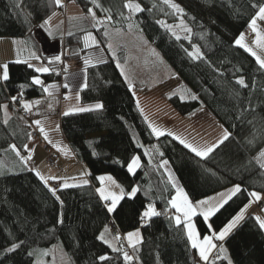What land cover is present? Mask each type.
Returning <instances> with one entry per match:
<instances>
[{"label": "trees", "instance_id": "16d2710c", "mask_svg": "<svg viewBox=\"0 0 264 264\" xmlns=\"http://www.w3.org/2000/svg\"><path fill=\"white\" fill-rule=\"evenodd\" d=\"M171 1L183 9V15L163 0H132L144 10L134 14L131 21L190 91L189 99L169 95L171 107L186 117L205 108L227 130L228 139L202 158L168 134L155 136L117 67L116 61L123 63L126 59L125 49L119 47L117 58H113L103 28L88 29L95 38L89 48L83 47L85 32L69 35L63 31L62 75L58 71L60 61H56L52 71L44 75L45 80L62 83L66 72L82 70L85 85L79 92L80 103L103 104L101 110L60 117L62 135L76 160L90 173L89 183L59 187L57 200L35 172L12 166L10 145H16L24 154L30 129L9 100L18 95L22 101L38 98L43 91L27 78L0 83V264H33V256L29 255L32 249L54 246L66 252L68 264H126L122 254L98 239L110 221L124 234L134 230L141 233L142 242L135 251L131 248L136 258V263L131 264H197L183 227L177 228L170 219L168 201L175 190L160 167L159 162L164 160L192 202L236 185L241 188L208 223L200 215L194 218L202 237L219 232L249 203V193L264 196V169L256 160L264 150V69L251 54L234 44L258 11L253 5L264 4V0ZM65 2L74 3L84 12L91 8L98 17L111 16V27L128 29L125 0H97L100 7L92 0ZM59 10L63 6L57 7L54 0H0V38L29 36ZM179 18L191 32L177 40L159 22L171 25ZM195 48L202 59L188 55ZM86 59H90L89 64H85ZM69 60L76 66L68 65ZM241 78L247 87L236 83ZM14 102L20 104L16 99ZM3 105H7L6 111ZM135 156L140 166L131 174L127 166ZM102 175H111L126 193L133 187L138 191L134 197L126 195L109 213L107 202L96 192L97 177ZM149 204L162 214L142 222ZM14 244L19 247L9 251ZM221 245L232 264H264V231L253 215L245 218ZM101 255L110 259L101 262ZM215 264L228 262L218 259Z\"/></svg>", "mask_w": 264, "mask_h": 264}, {"label": "crops", "instance_id": "0c3cea01", "mask_svg": "<svg viewBox=\"0 0 264 264\" xmlns=\"http://www.w3.org/2000/svg\"><path fill=\"white\" fill-rule=\"evenodd\" d=\"M61 2L63 5V10H59L55 12L54 16L51 15L50 20L49 18H47L46 20H49V23L46 24L43 28L41 27L36 28L31 35L24 36L21 38H0V66L4 64L8 65L9 79L7 81L12 80V79H17V78H27L28 80L32 81L33 77H37L42 81V84L36 85V86L41 88L42 91L44 87H48L53 84L57 86L56 88H50L51 94L45 93L43 91V95L41 97L23 101V103L33 104L32 109L30 111H27L29 114V119L31 120L32 124L38 129L39 127L34 123V121L36 120L41 121V126L44 128L45 134L48 137V139L47 140L45 139V140L58 155L56 158L55 164L53 166H49L46 160L44 161L45 163L44 162L42 163L39 160V158L44 156L45 153L42 151L41 146L38 143L32 141L31 139H29L27 144L25 145L27 146V150L25 148V153L22 154V156H25V157L29 155H31L32 157L30 160L27 161V166L25 167L21 165L19 159L15 156V154L12 151L9 154L11 157L10 158L11 161L9 160V162H14L12 166H14V168H17L19 170L31 169V171L33 172L39 171L45 178L57 177L58 178L57 180L49 179L48 184L51 186L53 182H57L59 183L60 188H63L62 185L64 182H67L69 184H79L82 180L84 179L87 180V176L81 175L84 172H88L86 167L83 164H80L79 162H77L70 147L66 143L62 135L61 129H60L61 115H63L65 112H69V113L76 112V111H72V109L80 107L81 103L79 99H77V97H79V92L85 85V73L82 70H70L66 72V74L64 75L62 83L60 81L59 82L58 81L47 82L44 78V75L48 73H37L34 70V68L43 66V67H49L51 69L53 65L52 63L56 62L55 57H57L60 52L61 33L63 31L66 32V34L82 31V32H85L84 36H86L87 34H89L88 29H90V27L91 28L93 27L94 21L92 20V17L89 15L88 12H84L79 6L75 5L74 3L65 2V0H61ZM96 18L101 21H104V23L101 25H97L96 27H93V28L95 29L103 28L104 32H107L106 36L108 38V47H109L110 41L115 38V36L117 35L116 32L119 29L111 27L108 24L109 20L106 18H102L98 16H96ZM49 33H51V35ZM91 35L94 38L92 33ZM89 43L91 44V41ZM93 45L94 44H92L91 46ZM83 47L89 48V47H85L84 37H83ZM18 53H19V56L17 55ZM32 53H34L37 57H39V59H30V56ZM18 58L21 60L27 59L29 63H31L34 67L30 68L28 67V64L26 63H16L15 61ZM86 60H90V59H86ZM49 61H53V62L49 64ZM126 62H127V57L122 64L124 63L126 64ZM68 65L76 66V63L75 61L69 60ZM2 71L3 69L0 68V75H2ZM7 81L0 80V83L5 84ZM65 85H67V87H65ZM162 85L163 87L164 85L165 86L167 85L166 86V91L168 90L167 92L169 91L173 92L179 89L181 90L185 89V86L183 85L181 80L174 74L171 75L169 80L168 79L164 80ZM141 90L145 91L146 89L142 87ZM135 101H136V104L138 105L136 99ZM138 108L143 114L147 124L148 125L151 124L147 112L142 110L140 106ZM187 117L188 119H192L193 117L196 118L195 120L192 121L191 126L189 125L187 126L185 122L184 123L180 122L177 125H175L174 126L175 128L172 130L174 131L172 132L173 134L172 137H178L175 139H177L179 142L181 139L183 140L186 139L187 143H194V142L198 143L199 140L195 141V138H197L196 137L197 132L195 134L196 129H200L201 127H204V124L207 122L210 123L211 120L214 123V125L212 126V124L210 123L208 127L216 128L219 131V133L222 135V137H223L224 132L227 131L217 120H215L213 117L209 115V113L207 112L205 108H201L197 112ZM54 145L59 146L62 150L58 151L57 147H54ZM162 162L163 161L159 162L160 165L162 164ZM161 169L163 170L164 174L166 175L168 181L171 183L172 186L173 184L169 180V174H171V176L174 178L175 183L180 188H182L169 164H167L164 167H161ZM173 188L175 192L173 196L171 197V199L176 195V188L175 187ZM225 190L219 193H222ZM218 194L212 197H217V199H219ZM251 201L252 202L250 203L249 207L245 211L244 219L250 215H253L254 217L261 216L260 218L264 219V196L260 195V199L258 201H256L254 198H252ZM261 202L263 203L262 207L259 206ZM169 210L171 213V217L174 215H178V213L175 212V209L171 208L170 205H169ZM198 215L199 214H197L196 216ZM196 216L192 218V223L194 225H195L194 218ZM243 220H241L237 224V226ZM208 222L209 221H207L206 223ZM181 226L184 229L183 224ZM134 231H137V230H134ZM212 233L213 232H211L208 235H211ZM215 233H218V232H215ZM185 235H186V232H185ZM112 237L113 236L110 233V234H107L106 238L111 240ZM203 237L200 236L201 239H203ZM214 242L218 246H220L224 241H214ZM191 249L195 252L196 258L199 259V261L202 264H204V262L201 261L199 258L198 250L193 249V248ZM210 260H211V257H210Z\"/></svg>", "mask_w": 264, "mask_h": 264}, {"label": "snow or ice", "instance_id": "6c2138e0", "mask_svg": "<svg viewBox=\"0 0 264 264\" xmlns=\"http://www.w3.org/2000/svg\"><path fill=\"white\" fill-rule=\"evenodd\" d=\"M165 4H167L169 7H171L175 12L183 13V9H181L178 5L174 4L171 2V0H163ZM54 3L57 7H62V2L61 0H54ZM92 3L96 5V7H100V5L97 3V0H92ZM19 5H17L18 7ZM253 7H258V11L256 14L253 16V18L249 22V28L252 29L253 32L256 33V39L254 41V44L256 47L260 50L261 53H264V34H262L258 29H257V20H264V4H261L259 6L253 5ZM123 8L128 10L129 15L126 17L129 21H131L132 16L135 13L141 12L144 9L140 6L138 3L132 2V0H125L123 3ZM110 11V10H107ZM89 15L92 17V20L94 21L93 27H96L97 25H101L104 23V21H101L96 18L95 12L89 8L88 9ZM55 15V12H53V16ZM123 15V13H121ZM51 17H49V20ZM107 19L110 21L112 19L111 16H108ZM49 20H45L44 24H41L40 27L43 28L46 24L49 23ZM162 24V26L167 27L166 25H163V22H159ZM181 25L183 26V30L185 32H191V29L187 28V26L183 25V21H181ZM129 29L133 27L131 23H129ZM171 30V29H169ZM51 35V33H49ZM71 35V33H69ZM105 35H107V32H105ZM173 35L177 40L180 39V36L177 35L175 32H173ZM91 41V44L89 43ZM244 41V34H241L239 38L235 41V44L244 48L245 51L249 52L253 57H255L257 64H259L261 69H264V58L261 57V55H258L253 48L249 47L247 44L243 43ZM15 43V42H14ZM84 43L85 47H89L92 44H95V40L92 37L91 33L87 34L84 36ZM109 48L111 49V45H109ZM19 56V53L17 54ZM188 55L192 57L193 59H202V55L199 53V49L197 48L195 52H189ZM30 59H39L34 53L31 54ZM60 57L57 56L55 57V61H60ZM16 63H26L28 64V67L33 68L34 66L29 63V61L26 60H21L17 59L15 61ZM53 61H49V64H51ZM90 60H85V64H89ZM117 67H120L119 64H117ZM0 68L3 69L2 75H0V80L7 81L9 79V71H8V65L4 64L0 66ZM34 70L37 73H49L52 71L49 67H35ZM121 75L125 76V79L127 80L128 77L125 74L124 70L121 69ZM32 84L34 85H41L42 81L37 78L33 77ZM236 83L240 86L247 87L245 84V81L241 78L236 81ZM129 89L131 90L133 85L129 83ZM23 87V86H22ZM56 85H50L48 87H44L43 91L45 93H50V88H56ZM67 87V85H65ZM15 97H13V101H15ZM79 99V97H77ZM192 99H196L195 96L192 97ZM38 103V102H37ZM139 107V104L137 105ZM5 111L7 109V105L2 106ZM22 107L26 111H30L33 107V104L30 103H23ZM103 109V104L102 103H96L95 105L91 107H79L72 109V111H77V112H88V111H93V110H101ZM65 115H68L69 112H65ZM7 121H5L6 123ZM34 123L39 127V131L41 132L42 135H44L45 139L47 140L48 137L45 134L44 128L41 126V121L36 120ZM149 127L152 130V133L157 136H163L165 133L155 127L152 124H149ZM168 135H173L172 133H168ZM229 133L227 131L224 132L223 137L218 141L217 145L214 146H208L203 149L197 148L191 144H188L186 141L183 139L180 140L182 144L186 148H189L193 153H195L196 156L205 158L209 155L214 150V147L218 146V144L223 143L224 140L228 139ZM29 138H31V134H29ZM178 138V137H174ZM251 143V141H250ZM54 147H57L58 151H61L62 149L54 145ZM27 150V146H25ZM10 150L15 154V156L19 159L20 164L23 166H27V161L30 160L32 157L31 155L25 157L22 156L20 151L17 149L16 145H10ZM148 153L146 152L145 155ZM160 155H163L160 153ZM256 160L260 163V168L264 169V150H261L259 155L256 157ZM168 164L167 160H164L160 167H164ZM140 166V159L139 157H134L131 162L127 166V171L131 174H135V170ZM2 167V165H0ZM31 170V169H29ZM36 176L39 177V179L44 183L45 187L48 188V191L51 193L53 197H55L57 200H60V197L57 195L58 188H52L48 186V180H57V177H48L45 178L39 171L35 172ZM82 176H87L90 175L88 172H84L81 174ZM97 179L100 182V187L96 189V192L99 195V198L102 201L105 202H110L106 203L105 207H107V211L109 213L113 212L119 202L125 198L126 195L130 197H134L136 192L138 191L137 187H133L131 189L130 193H126L125 189L123 188L122 185H120L111 175L107 176H99ZM169 180L172 182L173 187L176 188V195L168 201L169 205L171 208L175 209V212L178 213V215H174L170 217V219L174 222L175 226L179 228L182 224L184 226V230L187 235V240L190 243L191 248L198 250L199 258L201 261L204 262V264H209L210 262V257H211V264H215V261L218 259H224L227 260L228 264H232V260L227 256V250L222 246H218L214 241H224L225 238L232 232V230L237 226V224L244 219L245 216V211L249 207L250 203L252 202L251 200L249 201V204H246L244 208H242L239 213L234 216L225 227H223L222 230H220L218 233L213 232L211 235H205L203 239L200 238V233L196 230L195 225L192 223V218L196 216L197 214L201 215L204 219L205 222L209 221L210 217L214 216L221 208L224 207L225 204L228 203L229 200L232 199L234 195H236L238 192L241 191V188L239 185L234 186L232 189L228 190L227 192L224 193H219V199L217 197H209L204 200H200L196 203H193L189 197L188 194L180 188L174 181V178L169 174ZM89 181L84 179L82 180L79 184H69L67 182H64L62 187L63 188H68V187H82L88 185ZM112 189H118L119 191H114ZM249 196L254 198L256 201L260 199V195L256 192H251L249 193ZM215 201V202H213ZM162 213L158 212L156 208L152 205L149 204L147 206V210L143 212L141 216V221L144 222L145 220H151L152 217L160 216ZM254 219L257 221L259 228L261 230H264V219H261L259 216L254 217ZM62 222V221H60ZM208 228L211 229V225H208ZM111 230L109 227L105 226L103 231L99 234L98 239L106 244L113 252L120 253L123 256L124 261L126 264H131V261L134 259L132 255H130L127 251L123 250V243L122 239L126 240L127 245L132 248L134 251L137 249V246L142 242V237L141 233L139 230L133 231V232H128L125 237H121L119 233H117L115 236L112 237L111 240H109L107 237V234H110ZM119 245V246H118ZM19 247V244H14L9 251H13L16 248ZM218 251H215L217 250ZM215 252V254H214ZM29 255H33V253H29ZM43 255H47V253H43ZM110 259L106 255H101L99 257V260L101 262L106 261Z\"/></svg>", "mask_w": 264, "mask_h": 264}, {"label": "rangeland", "instance_id": "374dc122", "mask_svg": "<svg viewBox=\"0 0 264 264\" xmlns=\"http://www.w3.org/2000/svg\"><path fill=\"white\" fill-rule=\"evenodd\" d=\"M181 21L182 20L179 18V20L175 24H171V25L165 23L164 21L162 22L163 25H166L168 29H171L170 31L172 32V34L173 32H175L180 37H187L188 32H185L183 30ZM129 23L133 25L131 30L129 29V26L128 29H126L125 31L119 29L116 32L117 35L113 40L110 41L109 45H111L110 53L115 59L117 58V52L119 50V46L120 47L122 46L126 51V57H127L126 64L119 63L118 61H116V64H119L120 65V67H118L119 70L121 71V69H123L125 74L127 75L128 77L127 80L123 75L126 83L128 85L129 83L133 85L131 91L133 92L134 97L137 100V103L142 108V110L147 112L151 124L157 127L158 129L162 130L165 134H168L169 132L170 133L174 132L172 131L175 128L174 126L180 122L183 123L185 122L187 126L188 125L191 126L192 121L195 120L196 118L193 117L192 119H188V117L186 116L179 115L167 101V97H169V95L172 94H178L183 99H189L191 98L190 91L188 90V88L182 90L179 89L173 92L169 91L170 93L167 92L168 90L166 91L167 85L166 86L164 85L163 87L162 84L164 80L166 79L169 80L171 75L174 74L172 68L164 60V58L160 55V53L146 41L142 32L140 30H137V28H135L136 24L132 21H129ZM183 25H185L184 22ZM257 29L262 34H264V20H257ZM241 34H244L243 43L253 48V50H255L258 55H261V57L264 58V53H261L260 50L254 44V41L256 39V33L249 28V24L247 26V30L241 32L234 39V44ZM196 49L197 48H195L191 52H195ZM142 87H144L146 90L142 91L141 90ZM95 104H80V107H91ZM210 123L212 124V126L214 125L212 120ZM210 123L207 122L204 124V127H201L200 129H196L195 134L197 132L196 135L197 138H195V141L199 140L198 143L194 142L188 144H191L201 149L208 146L217 145L218 141L222 138V135L219 133V131L216 128L208 127ZM133 136L135 140H137L136 135L133 134ZM184 141H186V139H184ZM39 160L43 163L46 160V154H44V156L39 158ZM100 186L101 185L99 182L98 187ZM232 188L233 187H230L226 189L224 192H227ZM112 190L117 192L119 191L118 189H112ZM30 252L33 253L32 255L34 259L33 264H68L69 263V258L61 246H54L53 248H49V249L36 248V249H32ZM45 252L47 253V255H43V253Z\"/></svg>", "mask_w": 264, "mask_h": 264}, {"label": "built area", "instance_id": "2783aa9c", "mask_svg": "<svg viewBox=\"0 0 264 264\" xmlns=\"http://www.w3.org/2000/svg\"><path fill=\"white\" fill-rule=\"evenodd\" d=\"M59 57L61 59H60V68L58 69V71H59V74L62 75V64L65 63L64 62V44H63V42L61 44V50H60V53H59ZM16 100L20 101V104L19 105H16L15 102L12 99L9 100V103L12 104V106H14L15 111L19 114V116L25 121V123L29 127L30 134H31V138L30 139L32 141L38 143L41 146L42 151L46 154V162L50 166L54 165L55 164V161H56V158L58 156L57 153L46 142L44 136L41 134V132L39 131V129L32 124L31 120L29 119L28 112L22 107L23 101H22L21 96L18 95L16 97ZM52 187L53 188H59L60 185L57 182H53L52 183ZM107 203H109V202H107ZM259 206L262 207L263 206V203L261 202ZM170 214L171 213L169 212V215ZM108 227L111 230V234L113 236H115L117 233H119V235L122 238L125 237V234L117 227V225L113 221H110L108 223ZM122 243H123V247L125 248V251H127L130 255H132L134 257V259L132 261L136 263V258L134 256V254L132 253L131 248L127 245L126 240H123L122 239ZM195 262L197 264H202L199 261V259H197L196 257H195Z\"/></svg>", "mask_w": 264, "mask_h": 264}]
</instances>
